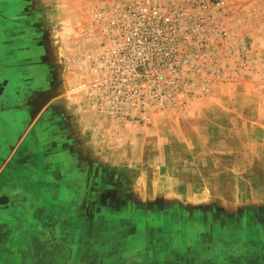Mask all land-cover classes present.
Segmentation results:
<instances>
[{
    "label": "rangeland",
    "instance_id": "374dc122",
    "mask_svg": "<svg viewBox=\"0 0 264 264\" xmlns=\"http://www.w3.org/2000/svg\"><path fill=\"white\" fill-rule=\"evenodd\" d=\"M121 1L0 0V264H264V0H156L170 69L115 100Z\"/></svg>",
    "mask_w": 264,
    "mask_h": 264
},
{
    "label": "built area",
    "instance_id": "2783aa9c",
    "mask_svg": "<svg viewBox=\"0 0 264 264\" xmlns=\"http://www.w3.org/2000/svg\"><path fill=\"white\" fill-rule=\"evenodd\" d=\"M142 1L148 10L141 6ZM155 4L156 0H131L110 5L112 14L105 26L108 45L98 61L108 78L112 76L104 86L115 100L140 96L136 82L142 70L148 71L147 77L156 78L170 69L173 54L166 29L171 22L164 16L156 20Z\"/></svg>",
    "mask_w": 264,
    "mask_h": 264
}]
</instances>
